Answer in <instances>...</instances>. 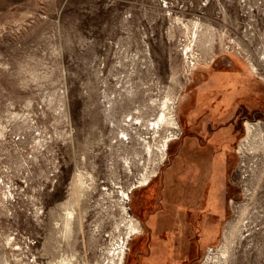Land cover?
<instances>
[{"label":"rangeland","instance_id":"obj_1","mask_svg":"<svg viewBox=\"0 0 264 264\" xmlns=\"http://www.w3.org/2000/svg\"><path fill=\"white\" fill-rule=\"evenodd\" d=\"M64 261L264 264V0H0V264Z\"/></svg>","mask_w":264,"mask_h":264},{"label":"bare ground","instance_id":"obj_2","mask_svg":"<svg viewBox=\"0 0 264 264\" xmlns=\"http://www.w3.org/2000/svg\"><path fill=\"white\" fill-rule=\"evenodd\" d=\"M143 179L146 181V180H148V177H144ZM66 210H67L66 211L67 214H71L72 211L70 209H66ZM65 222L66 223L68 222V218H66ZM130 225H131L130 228L133 229L135 232H139L140 231V226L138 224H134V222H131ZM122 254H123V252L121 250V252H120V260H121ZM64 264H68V263L66 261H64Z\"/></svg>","mask_w":264,"mask_h":264},{"label":"flooded vegetation","instance_id":"obj_3","mask_svg":"<svg viewBox=\"0 0 264 264\" xmlns=\"http://www.w3.org/2000/svg\"><path fill=\"white\" fill-rule=\"evenodd\" d=\"M182 135H183V132H182V130H180L179 133H178L177 136H176V139L179 140V139L182 137ZM176 142H178V141H176ZM183 148H184V147H183ZM180 149H182V148H180ZM184 149H185V154H187V153L189 154V153H190V154L193 155V152L195 151V149H194V151H193V149H191V148H189V147H186V146H185ZM174 158H175V160L177 161V164H178L179 161H178L177 156H175Z\"/></svg>","mask_w":264,"mask_h":264}]
</instances>
